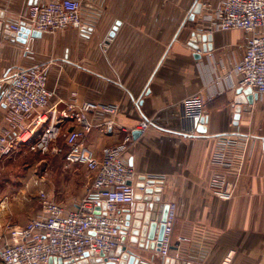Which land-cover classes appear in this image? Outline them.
<instances>
[{
	"label": "crops",
	"instance_id": "0c3cea01",
	"mask_svg": "<svg viewBox=\"0 0 264 264\" xmlns=\"http://www.w3.org/2000/svg\"><path fill=\"white\" fill-rule=\"evenodd\" d=\"M27 1L0 0L4 20L24 15ZM194 1L90 0L94 25L87 37H80L77 28L29 35L24 43L1 37L0 91L6 89L4 77L10 71L43 65L53 92L48 109L55 114L66 107L72 92L78 103L116 105L114 113H87L91 128L85 143L100 155L130 135L124 157L137 175L135 193L143 192L136 186L141 176L160 177L161 191L153 194L175 204L167 257L189 264H264V97L258 96L233 124L240 86L232 68L245 34L239 29L209 31L211 50H199L195 58L188 45L190 34L204 27L202 15L219 0H199L201 12L181 27ZM197 92L205 99L204 131L185 115L183 100ZM3 113L0 99V116ZM74 126L68 120L63 129ZM134 130L141 131L136 138ZM223 135L237 139L227 148L230 165L224 167L211 164L213 153L223 146ZM216 169L226 173L232 186L229 199L209 189ZM0 211L3 222L13 226L24 225L38 212L7 194L0 195ZM0 230L4 243L9 234ZM138 254L154 264L166 258L148 248L138 249Z\"/></svg>",
	"mask_w": 264,
	"mask_h": 264
},
{
	"label": "built area",
	"instance_id": "2783aa9c",
	"mask_svg": "<svg viewBox=\"0 0 264 264\" xmlns=\"http://www.w3.org/2000/svg\"><path fill=\"white\" fill-rule=\"evenodd\" d=\"M93 18L90 0H38L28 5L26 13L17 20L4 21L14 33L20 31V21H24L30 31L54 33L77 28L80 37H87L94 25ZM202 21L204 27L199 32L230 29L244 32L243 47L232 71L238 76L240 87L249 86L252 92L264 97V0H219L208 7ZM24 49L28 50L29 44L25 43ZM8 74V85L1 97L4 113L0 116V159L21 145L45 151L61 136L66 146L63 153L66 164L83 165L91 179L84 195L71 206L52 200L40 190L37 214L22 226H6L9 239L0 243V264H50V257L69 262L85 252L99 254L113 250L120 243V228L125 223L122 205L135 201L137 175L124 157L131 137L126 135L121 144L108 146L98 155L85 143V136L91 128L87 118L90 110L114 113L117 106L92 101L78 103L76 92H72L66 107L55 114L48 109L53 92L47 84L45 66L18 68ZM183 103L187 117L202 116L205 99L200 92L186 97ZM68 120L76 126L63 129ZM146 124L143 122L141 128ZM25 132L29 135L23 137ZM221 141L223 146L213 153L211 164L224 167L230 165L227 148L235 146L237 139L223 135ZM209 189L222 199L232 196L226 173L218 169L211 173ZM174 217L175 204L169 203L158 251L162 258L169 254ZM138 264L154 262L140 258Z\"/></svg>",
	"mask_w": 264,
	"mask_h": 264
},
{
	"label": "water",
	"instance_id": "95a60500",
	"mask_svg": "<svg viewBox=\"0 0 264 264\" xmlns=\"http://www.w3.org/2000/svg\"><path fill=\"white\" fill-rule=\"evenodd\" d=\"M38 0H28L27 4H35ZM202 3L195 0L188 17L183 21L181 27L187 20L194 21L196 15L201 12ZM20 31L14 33L10 31L8 24L4 21V13L0 11V39L9 41L26 42L28 35L34 37L41 33L30 31L29 25L24 21H20ZM119 24L115 23L109 36H113ZM199 42L202 43L201 49ZM188 45L194 49V57H199V50L203 52L210 51L212 48V34L210 32L192 31ZM1 88V85H0ZM3 91H0V99ZM258 98V94L252 92L251 87H238L234 97V115L233 124L238 123L240 112L242 110H250L251 104ZM207 120L205 116H195L191 121L199 123L197 130L204 131V125ZM141 133L140 130L132 131L133 137L136 138ZM141 182L137 183L138 188H142V193H135L134 202L129 207L123 209L125 213V223L120 228V243L107 253L94 254L93 252H85L82 257L75 261H63L60 257H50V264H138L140 255L138 249L148 248L151 250H160L161 240L164 233L165 221L167 218L169 203L161 202L159 195L153 192H160V180L146 178L141 176ZM156 184L155 187H152ZM18 264V263H14ZM163 264H189L185 261L166 257Z\"/></svg>",
	"mask_w": 264,
	"mask_h": 264
},
{
	"label": "rangeland",
	"instance_id": "374dc122",
	"mask_svg": "<svg viewBox=\"0 0 264 264\" xmlns=\"http://www.w3.org/2000/svg\"><path fill=\"white\" fill-rule=\"evenodd\" d=\"M6 77L7 74L4 78ZM10 78L8 74L7 79ZM65 149L63 138L60 136L45 151H35L28 145H21L10 155L2 157L0 195L20 198L34 213L39 209L40 190L52 200L64 205L69 206L79 200L85 193L91 175L83 165L66 164L63 155ZM9 224L8 221L3 222L0 211V229L6 230Z\"/></svg>",
	"mask_w": 264,
	"mask_h": 264
},
{
	"label": "bare ground",
	"instance_id": "6f19581e",
	"mask_svg": "<svg viewBox=\"0 0 264 264\" xmlns=\"http://www.w3.org/2000/svg\"><path fill=\"white\" fill-rule=\"evenodd\" d=\"M44 119V118H43ZM27 135H29V132H25L24 134H23V137H26Z\"/></svg>",
	"mask_w": 264,
	"mask_h": 264
}]
</instances>
